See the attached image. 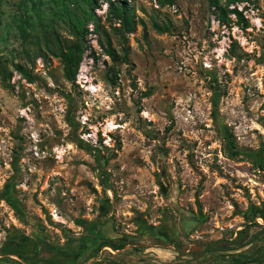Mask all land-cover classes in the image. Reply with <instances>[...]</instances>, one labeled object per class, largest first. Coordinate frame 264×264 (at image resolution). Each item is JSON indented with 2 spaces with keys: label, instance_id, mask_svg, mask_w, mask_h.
Wrapping results in <instances>:
<instances>
[{
  "label": "rangeland",
  "instance_id": "1",
  "mask_svg": "<svg viewBox=\"0 0 264 264\" xmlns=\"http://www.w3.org/2000/svg\"><path fill=\"white\" fill-rule=\"evenodd\" d=\"M0 264H264V0H0Z\"/></svg>",
  "mask_w": 264,
  "mask_h": 264
},
{
  "label": "trees",
  "instance_id": "2",
  "mask_svg": "<svg viewBox=\"0 0 264 264\" xmlns=\"http://www.w3.org/2000/svg\"><path fill=\"white\" fill-rule=\"evenodd\" d=\"M95 0H93L94 2ZM116 11L128 16V10H127V6L126 5H123V6H120V7H117L116 8ZM80 46L77 45L75 46V49L77 51H80ZM74 50V52L76 51ZM74 53H68L67 51H62L60 53V56L62 57V62L64 64V72H65V75L68 79H72L73 78V74H74V71H75V68H76V64H77V57L73 56Z\"/></svg>",
  "mask_w": 264,
  "mask_h": 264
},
{
  "label": "built area",
  "instance_id": "3",
  "mask_svg": "<svg viewBox=\"0 0 264 264\" xmlns=\"http://www.w3.org/2000/svg\"><path fill=\"white\" fill-rule=\"evenodd\" d=\"M77 81H78V84L80 85V87L83 89V88H87L86 90L88 91V92H90V85H92V84H89L88 83V76L86 75V73H84V72H82V71H80L79 72V75H77ZM91 93V92H90Z\"/></svg>",
  "mask_w": 264,
  "mask_h": 264
},
{
  "label": "bare ground",
  "instance_id": "4",
  "mask_svg": "<svg viewBox=\"0 0 264 264\" xmlns=\"http://www.w3.org/2000/svg\"><path fill=\"white\" fill-rule=\"evenodd\" d=\"M92 86H93V84H92V85H90V89H89V90H90V92H92V91L94 92V90H93Z\"/></svg>",
  "mask_w": 264,
  "mask_h": 264
}]
</instances>
